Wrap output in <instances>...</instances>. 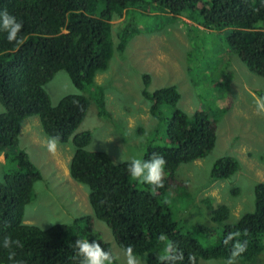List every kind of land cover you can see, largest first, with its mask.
<instances>
[{"label":"trees","instance_id":"trees-1","mask_svg":"<svg viewBox=\"0 0 264 264\" xmlns=\"http://www.w3.org/2000/svg\"><path fill=\"white\" fill-rule=\"evenodd\" d=\"M139 7L141 11L135 9ZM3 10L23 23L18 34L23 42L9 43L7 33L0 30V152L5 162L15 164L0 181V264H80L74 243L77 239L96 240L109 251L108 245L92 232L87 217L49 229L24 224L25 207L32 201L34 184L42 180V174L17 144L20 123L34 116L47 139L59 136V144H64L70 138L73 153L69 175L88 188L94 217L110 228L114 242L123 250L131 245L134 255H146L147 264H161L159 256L166 242L158 237L163 234L183 252L184 259L177 264H188L190 254H195L197 264L198 260H226L230 245L223 244L225 235L246 230L247 235L240 239L247 240V250L238 261H257L264 249V182L254 187L253 211L225 225L219 240L211 246H201L195 235H205L208 228L184 232L173 220L165 195L167 189H178L180 184L172 181L173 187L170 179L175 180L180 165L206 157L215 144V129L204 113L196 111L189 118L175 107L181 98L175 86L157 88L152 93L142 90L152 116L159 105L171 109L163 123L169 145H149L143 155L146 160L155 152L166 160L164 186L154 192L151 186L130 177L129 161L114 163L104 152L85 150L89 132L74 133L89 105L84 95H65L51 106L44 86L56 73L65 72L78 90L90 91L96 73L106 71L113 56L111 22L123 15L117 44L121 51L137 31L146 33L143 23L136 21L137 13L157 24L172 23L178 16L195 17L197 13L204 29L229 28L230 49L249 69L264 76V0H0ZM143 78L148 84V75L143 74ZM103 95V88L95 85L90 97L98 115L106 117ZM238 168L235 158L223 157L214 163L211 177L228 179ZM208 208L213 224L222 225L230 215L224 205L212 208L208 204ZM5 236L20 241L21 246L10 249L15 252L13 260L8 259L10 250L3 247Z\"/></svg>","mask_w":264,"mask_h":264},{"label":"rangeland","instance_id":"rangeland-1","mask_svg":"<svg viewBox=\"0 0 264 264\" xmlns=\"http://www.w3.org/2000/svg\"><path fill=\"white\" fill-rule=\"evenodd\" d=\"M194 16H188L190 19L187 15L178 16L172 23L157 24L137 13L136 21L143 23L146 33L137 31L123 51L117 44L124 18L116 17L111 22L112 59L106 71L96 73L90 91L78 90L65 72H58L44 86V92L51 106L70 94H82L89 100L74 133L89 132L85 150L104 152L114 163L133 157L144 159L149 145H169L163 123L170 117L171 109L159 105L152 116L143 89L152 93L157 88L175 86L181 95L177 109L189 118L196 111L204 113L215 129L214 147L206 157L179 166L170 185L175 181L180 188L167 189L165 199L173 220L184 232H192L195 227L209 229L205 235L195 234L200 245L207 247L219 240L225 225L253 211L254 187L264 182V115L256 114L254 104L255 97H264V76L249 69L230 49L227 37L231 29L209 31L199 25L202 19L198 14ZM161 27L164 32H155ZM143 74L148 75V84ZM95 85L103 88L106 117L98 115L96 103L90 97ZM46 140L36 116L20 123L17 147L42 174V180L34 184L32 201L25 207L24 224L49 229L87 217L92 232L119 257L114 264H125L124 250L114 242L110 228L94 217L88 188L69 175L73 153L70 138L58 144L54 155L47 151ZM223 157L235 158L239 162L238 171L228 179L213 180L212 167ZM14 167V163L5 162L0 152V181ZM208 204L212 208L226 206L230 212L226 222L211 223ZM135 256L141 264H147L145 254ZM256 260L253 264H264V249ZM225 261L198 260V264H225ZM238 264L246 263L238 261Z\"/></svg>","mask_w":264,"mask_h":264},{"label":"clouds","instance_id":"clouds-1","mask_svg":"<svg viewBox=\"0 0 264 264\" xmlns=\"http://www.w3.org/2000/svg\"><path fill=\"white\" fill-rule=\"evenodd\" d=\"M23 28V23L11 15L7 10L0 11V30L7 33L6 39L9 43H22L18 39V34ZM74 103H78L74 101ZM255 111L257 115H264V97L254 98ZM59 144V136H52L46 140L47 151L51 154L57 152ZM166 160L157 153H152L148 159L133 157L128 162V173L130 177L139 183L151 186L152 191L164 186ZM247 231L244 230L229 232L223 239V244L227 247L230 245L229 256L225 264H238L239 258L247 250V240H241V236H246ZM158 239L166 242L162 254L159 256L161 264H177L183 261V252L180 251L175 243L168 240L167 237L161 234ZM76 256L80 257V264H114V261L119 259L113 255L111 251H105L101 244L96 240L89 242L87 239H77L75 242ZM13 245L21 246L20 241L12 240L10 236H5L3 239V247L11 249ZM15 252L9 251L8 259L13 260ZM125 264H141V260L134 255L131 245L124 249ZM75 259V257H74ZM14 264H23L22 261L14 262ZM188 264H197L195 254L188 256Z\"/></svg>","mask_w":264,"mask_h":264},{"label":"flooded vegetation","instance_id":"flooded-vegetation-1","mask_svg":"<svg viewBox=\"0 0 264 264\" xmlns=\"http://www.w3.org/2000/svg\"><path fill=\"white\" fill-rule=\"evenodd\" d=\"M145 99H146V97H145Z\"/></svg>","mask_w":264,"mask_h":264}]
</instances>
